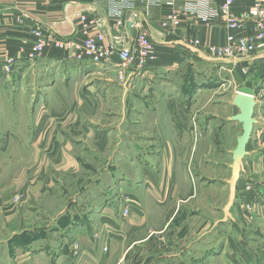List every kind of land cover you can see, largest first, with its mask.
Wrapping results in <instances>:
<instances>
[{
	"label": "crops",
	"instance_id": "1",
	"mask_svg": "<svg viewBox=\"0 0 264 264\" xmlns=\"http://www.w3.org/2000/svg\"><path fill=\"white\" fill-rule=\"evenodd\" d=\"M221 1L214 0L210 14ZM234 1L236 15L250 4ZM183 6L177 0L173 8ZM169 9L162 0H0V79L6 74H11L7 83L33 79L30 96L36 105L30 125L22 118L25 112L0 108V166L18 148L26 170L19 183L0 182V214L5 216L0 227L7 237L0 238V264L14 259L4 250L13 239L21 243L36 232L39 240L62 226L70 237L55 249V256L68 257L58 258L59 264H124L128 250L113 256L130 239L128 228L136 238L130 243L149 249L142 264H222L224 259L226 264H264V46L234 60L216 58L189 47L185 40L199 32L189 19L176 33L160 28ZM118 15L124 27L116 33ZM250 26L244 23L240 34ZM140 31L153 42L154 59L136 57L125 69L118 67L115 54L110 64L95 65L55 45L78 44L86 37L104 46L129 45ZM37 34L52 40L42 55L33 56ZM207 35L223 43L220 20ZM7 59L13 64L9 73ZM200 68H211L214 75L201 76ZM238 92L251 95L256 105L251 136L242 147V124L234 120L240 113L233 104ZM8 115L21 116L7 122L2 117ZM13 131H19L17 139ZM61 180L90 183L73 193L66 208L55 203L44 208L39 201ZM14 192L22 196L18 205L8 202ZM79 211L85 219L79 220ZM50 213L56 218L49 220ZM34 217L40 221L37 230ZM190 225L194 235H189ZM92 226L114 233L103 232L106 251L101 254ZM22 227L24 235L18 236ZM72 241L81 247L79 261L68 256ZM39 242L18 245L21 257L33 258V264L50 259L48 246Z\"/></svg>",
	"mask_w": 264,
	"mask_h": 264
},
{
	"label": "built area",
	"instance_id": "2",
	"mask_svg": "<svg viewBox=\"0 0 264 264\" xmlns=\"http://www.w3.org/2000/svg\"><path fill=\"white\" fill-rule=\"evenodd\" d=\"M171 9L162 15L159 22L163 31L176 33L185 21L189 19L192 25L199 27V32L188 37L185 41L189 47L204 50L210 55L219 59H237L251 54L256 49L264 46V0H249L250 4L247 10L236 15L233 11L234 0H222L217 4V12L210 14L212 7L216 5L214 0H181L184 3L182 9H175L173 5L177 0H162ZM82 22L87 20L83 15H79ZM115 20V31L120 32L124 27V20L118 15ZM220 20L225 36L223 43H215L210 41L207 30L210 29L212 23ZM249 24L248 33L240 34L242 28ZM38 39L32 48L33 56H40L44 52L46 46L52 40L50 36L37 34ZM97 38H101L98 36ZM57 47L66 50H74L76 58L81 60L88 58L95 65H108L112 61V55H116L117 65L121 69H125L130 65L136 57L140 61L154 59V44L149 36L144 32H138L131 39L129 45H119L117 42L104 46L98 43L95 38L86 37L81 43L74 42H57ZM12 59H7V68L11 67ZM8 71V69H6ZM128 213V208L123 215Z\"/></svg>",
	"mask_w": 264,
	"mask_h": 264
},
{
	"label": "rangeland",
	"instance_id": "3",
	"mask_svg": "<svg viewBox=\"0 0 264 264\" xmlns=\"http://www.w3.org/2000/svg\"><path fill=\"white\" fill-rule=\"evenodd\" d=\"M7 69H8V71L5 69L6 73H9L10 69L9 68H7ZM10 75L11 74H6V76L4 77L5 79L4 78L0 79V108H3V109H7L8 108L9 109V108L15 107L16 109H19L16 114H19V113L24 114V112H25V115H23L22 118L24 120L28 119L27 122L30 125V124L33 123V121L31 120L32 118L30 116V111L32 109H34L35 106H36V105H34L35 98H32L30 96V92L32 91V88L30 87L29 83H31V85H32V80L33 79L25 78V81L23 83H21L19 80L15 79V80H13L12 83H7L6 82L7 81L6 78L8 76H10ZM200 75L201 76L207 75L208 77H211L212 75H214V72H213V69H211V68H208V69L200 68ZM227 75H228L227 72L221 71V78L222 79H227V77H228ZM8 82H10V81H8ZM19 93H20V95L17 96V94H19ZM20 116L21 115H15V117H14V115H8V117H2V118H4V119L8 118L7 119V122H8L9 120H14V118H17V119L20 118ZM12 123H13V121H12ZM15 132H19V131H13L11 133L14 136V138L17 139L18 136H17V134ZM28 134L30 136L31 132L28 131ZM16 136H17V138H16ZM12 150H13L12 159L7 162V165L5 163H3L0 166V170H1L0 171V182H5L6 183L8 181H14V182L19 183L21 178L24 176V173H22V171L23 172L26 171L25 169L23 170L24 165L22 167L21 163H20V160H19L21 158V156L24 157V155H25L24 151L21 152V150L18 149V148H13ZM72 150L73 151L78 150V151L82 152V150L80 148H73ZM28 156H29L28 164L30 166L31 163L32 164L34 163L33 153L32 154H28ZM34 156L37 157L38 155L36 153H34ZM10 161L12 162V164L10 163ZM9 165H11V166H9ZM8 166L11 167V168H10V171L6 172V170H8ZM21 167H22V170H21ZM82 175L84 176L85 174L82 173ZM96 179L97 178L94 176V178L92 180V183H94L96 181ZM61 181L62 182L59 184V186H55L56 187L55 191H53V190L50 191L49 193L44 195V197L42 198V201H39V204L42 203V205L45 206L44 208H46V209H47V207L51 208L50 206L52 205V203L57 204V207H56L57 209H61L62 210L63 208H66V206H69L68 202L74 198V196H73L75 194L74 192L80 191L81 188H84L85 186H88L89 183H90V181L86 182L85 180H83V182H81V183L73 181L71 183H75V182L78 183L76 186H74V185H71L70 182H68L67 180L66 181L61 180ZM69 181H71V180H69ZM69 186H72L71 187L72 189L69 188ZM18 192L17 193L14 192L13 195L10 196L9 201H8L9 203L10 202L11 203H16L17 205L19 203H21L22 196ZM30 202H33V204H34L37 201L31 199ZM25 203L26 202H24V204ZM39 204H38V207H39ZM38 207L35 208L33 206V210L37 211ZM57 209H56V211H57ZM56 211H55V213H56ZM79 213H81V214L80 215L76 214V215H78L80 217L79 220L80 219H85V217H86V214H84L85 212L84 211H79ZM126 215H124V216H126ZM50 216L51 217L48 218L49 220H53V219L56 218L54 216V214H52V213H50ZM4 217L5 216L1 215L0 216V221H2ZM72 218H74V217L72 216ZM64 219H65V217H64ZM65 220L62 219L61 220L62 223ZM32 221H33V224H34L32 227H35L33 229H36V227L38 226L36 224H40V221H39V219L37 217L36 218L35 217L32 218ZM42 225H44V224H42ZM32 227H30V230H33ZM3 229L4 228H2V230ZM21 229H23V227L22 228H17V230H16V231L19 230V232L16 233V234H18V236H19V234L20 235H24V234L20 233ZM67 229L68 228L66 226H62V227L59 228V230L56 229L57 232L51 230L50 234L46 233V236L43 235L42 237L39 238V240L35 239V237L38 236V234H36V232H35V235L31 234L32 235L31 237L28 236L27 239L25 241L21 242V243L19 241H17L16 239H13L11 247L9 248L8 246H10V245H8L6 248H4V250L7 253V258L9 257V254H10V251H11L13 253V258L14 259L10 260L8 258L9 261L7 260L6 263H8V264H31L32 263L33 264L35 260L33 258L31 260H27V258H22L21 257V249H18L17 247H18V245L20 246L21 244H22V246H24V245L32 246V245H35V243H37V241H40L41 245H44V246L47 245L48 246L49 252H50V256H51L50 259L46 258L43 261V263H41V264H59V261H57L58 258H62V257H66V256H63V255L62 256L61 255H59V256L56 255L55 256V249L58 248V244L60 243V241L62 240V238L64 236L70 237L69 234L66 233L68 231ZM2 230H1V227H0V238L1 239L7 238V237H5V231L4 230L2 231ZM36 230H34V231H36ZM45 230H50V228H46ZM90 230H91V235H93V234L95 235V237L93 236L94 243H95L94 245H95V247L99 248L98 251L101 254L102 253L101 251H106V246H104L102 248V244H101L102 237H103V232H104V234L106 232L108 234H113V235H114V233L111 232L112 231L111 229L98 228V226H92V227H90ZM127 230L130 232V234L128 236V238H130V239L125 240L122 244H119L118 247H116L115 250H116L117 254L115 256H113V257H116L118 255L120 256V253L122 252V249H124L125 251L128 250L127 251V259H125L124 264H136L137 262H138L137 264H142L144 259H146V257H148L149 249H147L146 247H143L144 244L138 245V244L130 243L131 241H133V238H135V235L133 234L131 228H130V230H129V228ZM187 230L189 232V235H194L193 233H191V231H192V226L191 225L188 227ZM172 231L175 232L176 230H172ZM42 232L44 234V231H42ZM143 232H144L145 235H147V233L149 232V227L143 228ZM16 234L14 233L12 236L15 237ZM163 235H166V232H164L162 234H159L158 236H163ZM221 236H223V235H221ZM45 237H46V239H45ZM191 237H194V236H191ZM73 239H74V237H73ZM58 240H59V242H58ZM67 240L68 239H66V241ZM77 241H75V242L72 241V243L70 242L72 245L69 244L68 256H70V258H72V259L73 258H77V259L79 258L80 259L81 255H82L81 254V247H80V245L78 244ZM62 243L64 244L65 241H62L60 244H62ZM60 244H59V246H60ZM123 246H125L126 248H124ZM1 250L2 249H0V253H1ZM140 252H141V256H139ZM96 253H97V251H96ZM110 253H111V251H110ZM15 258L17 260H15ZM66 258H68V257H66ZM98 258L99 257L97 255L96 259L98 260ZM79 259H78V261H79ZM87 261L88 260H86V262ZM226 263H228V260L224 259L222 261V264H226Z\"/></svg>",
	"mask_w": 264,
	"mask_h": 264
},
{
	"label": "water",
	"instance_id": "4",
	"mask_svg": "<svg viewBox=\"0 0 264 264\" xmlns=\"http://www.w3.org/2000/svg\"><path fill=\"white\" fill-rule=\"evenodd\" d=\"M129 26V25H127ZM233 104L240 110V113L234 117V120L242 124L243 134L239 139V146H244L250 139L254 126L255 102L251 95L239 93L234 97Z\"/></svg>",
	"mask_w": 264,
	"mask_h": 264
}]
</instances>
